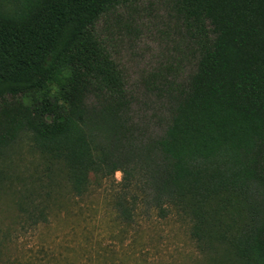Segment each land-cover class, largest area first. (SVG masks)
Listing matches in <instances>:
<instances>
[{
  "label": "trees",
  "instance_id": "1",
  "mask_svg": "<svg viewBox=\"0 0 264 264\" xmlns=\"http://www.w3.org/2000/svg\"><path fill=\"white\" fill-rule=\"evenodd\" d=\"M136 1L0 0V155L30 136L77 195L119 171L122 221L175 208L201 250L264 264V0H162L144 115L96 27Z\"/></svg>",
  "mask_w": 264,
  "mask_h": 264
},
{
  "label": "rangeland",
  "instance_id": "2",
  "mask_svg": "<svg viewBox=\"0 0 264 264\" xmlns=\"http://www.w3.org/2000/svg\"><path fill=\"white\" fill-rule=\"evenodd\" d=\"M161 1L127 3L96 26L139 115L150 113L144 79L173 50L161 33ZM120 181L119 171L92 176L77 195L62 163L42 154L30 136L10 145L0 155V264H243L225 246L201 250L191 220L175 208L160 218L138 205L134 219L122 221L114 207Z\"/></svg>",
  "mask_w": 264,
  "mask_h": 264
}]
</instances>
